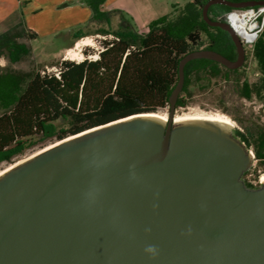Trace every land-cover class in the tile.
I'll list each match as a JSON object with an SVG mask.
<instances>
[{
  "label": "water",
  "instance_id": "95a60500",
  "mask_svg": "<svg viewBox=\"0 0 264 264\" xmlns=\"http://www.w3.org/2000/svg\"><path fill=\"white\" fill-rule=\"evenodd\" d=\"M264 5L209 0L231 60L200 49L179 62L168 118L140 113L57 140L0 174V264H264V182L253 151L221 122L175 121L185 66L241 68L246 49L208 11Z\"/></svg>",
  "mask_w": 264,
  "mask_h": 264
},
{
  "label": "trees",
  "instance_id": "16d2710c",
  "mask_svg": "<svg viewBox=\"0 0 264 264\" xmlns=\"http://www.w3.org/2000/svg\"><path fill=\"white\" fill-rule=\"evenodd\" d=\"M104 1L87 0L93 10L91 19L98 24L109 22L112 16L99 11L98 6ZM208 1L175 5L169 14L151 21L146 31L136 29L131 19L121 14L114 29L100 30L111 38L102 40L97 58L63 59L53 65L58 75L0 67V162L10 161L37 138L57 141L127 116L168 109L169 97L178 81L179 62L189 52L209 49L235 60L237 52L229 34L209 26L203 19L202 9ZM232 9L215 4L208 14L212 20L226 22L224 15ZM87 33L79 31L73 40ZM20 37L35 40L38 35L25 27L0 33V58L16 63L30 53L25 43L18 42ZM252 53L263 73L256 90L264 110V32ZM222 69L227 76L240 68L230 70L207 59L190 61L185 66V83L176 109L188 105L194 75L206 73L217 77ZM256 90L244 83L243 97L250 98ZM235 135L253 149L258 165L264 169V128L250 138L240 131ZM245 182L250 188L259 187L246 179Z\"/></svg>",
  "mask_w": 264,
  "mask_h": 264
},
{
  "label": "rangeland",
  "instance_id": "374dc122",
  "mask_svg": "<svg viewBox=\"0 0 264 264\" xmlns=\"http://www.w3.org/2000/svg\"><path fill=\"white\" fill-rule=\"evenodd\" d=\"M176 1L180 6H183L193 0ZM115 27V25L110 26L108 24H96L90 27L82 25L72 30L57 31L51 35L42 34L35 40L20 37L18 38V42L25 43L31 49L30 53L16 63H12L5 57L0 58V67H8L17 71L39 70L50 73L55 72L57 67L53 65L63 59H69L70 55H68V50L75 48L79 40L89 37L91 38L89 39L92 45L81 46L77 51L81 53L82 60L86 57L94 59L95 56H98V51L102 49V40L111 38L110 35L101 33L100 30H112ZM10 29L21 31L23 29V24L16 18L5 31ZM85 30L88 32L87 35L76 41L73 40L75 34ZM202 37L205 46V34H203ZM245 49V62L238 72H229L226 76L225 70L222 69L221 74L217 77H211L206 73L194 75L189 87L188 105L176 109L175 119L177 117L226 116L232 121L231 126L234 133L240 131L246 138H250L258 129L264 128L263 102L256 90V88L260 86L263 73L253 56L252 50H249L248 47ZM244 83L249 84L252 89L256 90L252 93L250 98L243 97ZM168 111L169 108L161 110L157 114L168 118ZM55 142L56 140L54 139L42 140L37 138L33 145L13 157L10 161L0 162V172L19 161L29 158L41 149ZM250 150L253 151L252 148H250ZM248 172L244 180L258 182L260 177H264V169L258 165L256 159Z\"/></svg>",
  "mask_w": 264,
  "mask_h": 264
},
{
  "label": "crops",
  "instance_id": "0c3cea01",
  "mask_svg": "<svg viewBox=\"0 0 264 264\" xmlns=\"http://www.w3.org/2000/svg\"><path fill=\"white\" fill-rule=\"evenodd\" d=\"M175 5L180 6L176 0H105L99 11L112 16L109 22L99 24L117 26L123 14L136 29L146 31L151 21L167 15ZM92 16L87 0H0V33L16 18L40 36L98 24Z\"/></svg>",
  "mask_w": 264,
  "mask_h": 264
},
{
  "label": "built area",
  "instance_id": "2783aa9c",
  "mask_svg": "<svg viewBox=\"0 0 264 264\" xmlns=\"http://www.w3.org/2000/svg\"><path fill=\"white\" fill-rule=\"evenodd\" d=\"M224 17L240 38L243 46L253 50L255 43L264 32V5L232 9ZM55 72L58 75L57 70ZM261 179L262 177L258 182H249L256 186L262 183Z\"/></svg>",
  "mask_w": 264,
  "mask_h": 264
},
{
  "label": "bare ground",
  "instance_id": "6f19581e",
  "mask_svg": "<svg viewBox=\"0 0 264 264\" xmlns=\"http://www.w3.org/2000/svg\"><path fill=\"white\" fill-rule=\"evenodd\" d=\"M90 38V37H89ZM85 38L83 40H79V42H77L75 48L69 49L68 50V55H70V60H76V61H82V55L81 53H79L77 50L81 47V46H91V38ZM95 58H97V56H95ZM158 116H160L161 118H163L164 120H167L166 116L157 114ZM191 119H205V120H212V121H217V122H221L223 124H226L228 126L232 125V121L226 117V116H221V115H214V116H207V117H177L175 119L176 122H180V121H184V120H191ZM24 161V160H23ZM23 161H19L17 163H15L14 165H11L10 167H8L5 170H8L9 168H12L13 166L20 164ZM4 171H1L0 174H2ZM262 182H264V177H262Z\"/></svg>",
  "mask_w": 264,
  "mask_h": 264
}]
</instances>
